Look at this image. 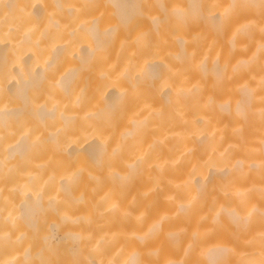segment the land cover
I'll list each match as a JSON object with an SVG mask.
<instances>
[{"label": "bare ground", "instance_id": "obj_1", "mask_svg": "<svg viewBox=\"0 0 264 264\" xmlns=\"http://www.w3.org/2000/svg\"><path fill=\"white\" fill-rule=\"evenodd\" d=\"M0 264H264V0H0Z\"/></svg>", "mask_w": 264, "mask_h": 264}]
</instances>
